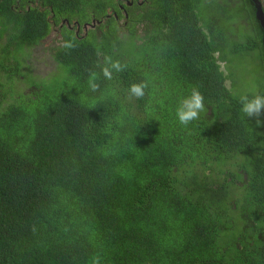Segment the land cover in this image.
Instances as JSON below:
<instances>
[{
	"label": "trees",
	"instance_id": "16d2710c",
	"mask_svg": "<svg viewBox=\"0 0 264 264\" xmlns=\"http://www.w3.org/2000/svg\"><path fill=\"white\" fill-rule=\"evenodd\" d=\"M148 1L55 46L45 78L26 51L49 15L92 1L0 0V264H264V133L241 114L232 75L255 50L264 65L252 4ZM234 15L253 34L223 23ZM106 56L124 66L111 80ZM193 86L205 111L185 127L175 110Z\"/></svg>",
	"mask_w": 264,
	"mask_h": 264
},
{
	"label": "flooded vegetation",
	"instance_id": "af4514ba",
	"mask_svg": "<svg viewBox=\"0 0 264 264\" xmlns=\"http://www.w3.org/2000/svg\"><path fill=\"white\" fill-rule=\"evenodd\" d=\"M91 1L92 3L82 7L83 14L80 11L72 9L71 5H69L70 10L73 11V15H71L70 17L68 18L61 17V18L56 19V16L54 14L49 15L48 22L50 23V33L47 36V38L44 39L42 44L47 41H55L56 42L55 46H64V41L68 40V38L72 36L76 38L87 37L88 33L90 31H94L95 29H98L97 27L102 26V25L107 26L106 25L107 22L112 17L118 19L120 18V16H123V17H126V19H128L130 16L128 14V11L131 12L137 6L148 5L150 3L148 0H122L123 3L118 5V12H117L114 9L101 7V3H94L93 0ZM213 1L217 4H221L223 1H228V2L233 3L236 6H243V5L248 4L247 0H213ZM248 1L252 4V7H253L252 11H254L256 14L257 9H256L255 3L251 0H248ZM259 1L261 3V7L264 12V0H259ZM126 19H122L121 23L125 21ZM241 23L242 24L240 27H242L243 29H247L249 33L253 34L252 29L250 27V22L248 21V17L247 18L244 17L241 20ZM258 24H259V27H261L260 22H258ZM107 28H105V30ZM263 38H264V30L261 33L262 44H263ZM39 46L40 45L34 47L31 50H34L38 48ZM54 47H52V49ZM247 47L250 48L252 46L248 45ZM51 58L53 60L52 54H51Z\"/></svg>",
	"mask_w": 264,
	"mask_h": 264
},
{
	"label": "clouds",
	"instance_id": "9594fccd",
	"mask_svg": "<svg viewBox=\"0 0 264 264\" xmlns=\"http://www.w3.org/2000/svg\"><path fill=\"white\" fill-rule=\"evenodd\" d=\"M64 47L71 49L75 44L71 39L64 41ZM124 66L119 60H114L111 56L105 57V63L101 66V72L106 80H111L113 71L121 72ZM99 78L98 73L91 71L88 77V87L95 92L99 89L97 83ZM147 82L132 83L129 87L130 95L136 99H142L145 95V89L148 87ZM241 114L249 120H255L257 123L261 122L264 117V94H254L252 96L242 95L239 97ZM205 111V97L200 91L199 87L193 86L187 95L180 98L177 103L175 115L178 123L187 127L194 121L200 118L202 112ZM94 264H99V257L94 259Z\"/></svg>",
	"mask_w": 264,
	"mask_h": 264
},
{
	"label": "rangeland",
	"instance_id": "374dc122",
	"mask_svg": "<svg viewBox=\"0 0 264 264\" xmlns=\"http://www.w3.org/2000/svg\"><path fill=\"white\" fill-rule=\"evenodd\" d=\"M235 8L236 7L233 8V12ZM224 19L223 23H225L227 26L232 24L239 26L240 24H242L241 16L238 15H234ZM243 34L246 35L247 32H244ZM55 44V41H47L34 50H31L29 52L26 51L28 57L27 63L31 66V68H33V71L38 75V77L46 78L53 70L54 63L51 58V54L52 47H54ZM229 56L230 55L228 54V60L231 59ZM232 75L234 77V84L239 95H244L246 92L254 93L259 92V90H264V65L262 61L260 62L259 51L255 50L252 55H245L244 57H238V59H235L233 63ZM28 83L31 82L28 80ZM25 84L27 83L25 82ZM11 90L13 91V93L11 94L10 98H13L17 94H19V92H21L18 89ZM259 132L261 134L264 133V119H261ZM238 234V231L230 234L229 241H233L234 239H236L239 236Z\"/></svg>",
	"mask_w": 264,
	"mask_h": 264
},
{
	"label": "water",
	"instance_id": "95a60500",
	"mask_svg": "<svg viewBox=\"0 0 264 264\" xmlns=\"http://www.w3.org/2000/svg\"><path fill=\"white\" fill-rule=\"evenodd\" d=\"M251 1H253L256 5V9H257L256 16H257L258 21L261 24V27L264 30V12L262 10L261 3L259 0H251ZM263 45H264V38H263Z\"/></svg>",
	"mask_w": 264,
	"mask_h": 264
}]
</instances>
